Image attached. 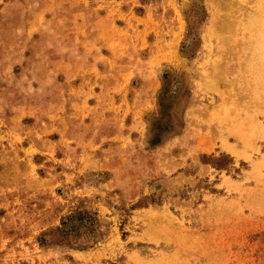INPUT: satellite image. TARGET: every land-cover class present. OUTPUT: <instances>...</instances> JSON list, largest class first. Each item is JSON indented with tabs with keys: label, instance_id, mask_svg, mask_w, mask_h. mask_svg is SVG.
<instances>
[{
	"label": "rangeland",
	"instance_id": "obj_1",
	"mask_svg": "<svg viewBox=\"0 0 264 264\" xmlns=\"http://www.w3.org/2000/svg\"><path fill=\"white\" fill-rule=\"evenodd\" d=\"M263 6L0 0V264H264Z\"/></svg>",
	"mask_w": 264,
	"mask_h": 264
},
{
	"label": "bare ground",
	"instance_id": "obj_2",
	"mask_svg": "<svg viewBox=\"0 0 264 264\" xmlns=\"http://www.w3.org/2000/svg\"><path fill=\"white\" fill-rule=\"evenodd\" d=\"M228 1V3H229V0H227ZM240 1V0H239ZM246 1V0H245ZM250 1V0H249ZM258 1V0H257ZM261 1V0H260ZM212 2V1H211ZM252 2H253V0H252ZM254 3H255V1H254ZM242 4V3H241ZM250 4V3H249ZM253 5H256V4H253ZM243 6H245V4H242V7ZM246 7H248V6H246ZM254 7V6H253ZM253 7H251L252 8V10L251 11H253ZM256 8H258L259 9V5H258V7L257 6H255ZM264 7V6H263ZM241 9V8H240ZM238 10H239V8H238ZM244 10H246V9H244ZM244 10H243V12H244ZM248 10V9H247ZM249 11H250V9H249ZM256 11V10H255ZM258 11L259 10H257V13H258ZM262 11V10H261ZM260 11V12H261ZM254 12V11H253ZM221 13V12H220ZM223 13V12H222ZM246 13V12H245ZM250 13V12H249ZM227 14V13H226ZM228 14L230 15V13L228 12ZM260 14V13H259ZM222 15V14H221ZM248 16H249V14H247ZM258 15V14H257ZM236 16H238V15H236ZM236 16H235V20H236ZM245 16H246V14H245ZM251 16V15H250ZM232 17H234V15H232ZM239 17V16H238ZM228 18L231 20V18L228 16ZM241 18V17H240ZM241 19H244L243 17L241 18ZM253 19V18H252ZM234 20V19H233ZM222 21V20H221ZM223 22V21H222ZM225 22V21H224ZM223 22V26H224V23ZM226 22H228V20L226 21ZM230 22V21H229ZM247 22V21H246ZM233 23V22H232ZM264 23V22H263ZM220 23L218 22V25H216V27H218L219 29H220V27H222L221 26V24L219 25ZM229 24H231V23H228V27H229ZM226 25V24H225ZM220 26V27H219ZM230 27H232V24L230 25ZM262 27V26H261ZM223 28H226V27H223ZM251 28H253V25L252 26H250V27H246V30H253V29H251ZM255 28V27H254ZM219 29H218V31H219ZM231 30V29H230ZM227 31H228V29H227ZM214 32V31H213ZM245 32V31H244ZM228 33H230V32H228ZM232 34H234V33H232L231 32V35H229V38L231 37V36H233ZM243 34V33H242ZM216 36V35H215ZM227 36L228 35H226V36H224L223 38H224V40H222L221 42H223V41H225L226 43L228 42V43H231V42H229V41H231V40H229V38H228V40H227ZM227 41H226V40ZM232 40H235V39H233V37H232ZM240 40V39H239ZM238 40V41H239ZM243 41H242V44H240L239 43V45H242V47H241V49L243 48V54H242V56L243 57H241V55H240V57L242 58L241 59V63H239L240 65H241V67H242V69H245L246 71H248L249 70V72H252V74H256L257 76H256V78L254 79V84L256 83V85L258 86V88H261V90L262 91H264V30H261V31H259V33H258V35H248V34H246V36H244V39H242ZM237 41V42H238ZM224 42V43H225ZM224 43H221V44H224ZM225 43V44H226ZM227 43V44H228ZM236 43V42H235ZM226 44V45H227ZM238 44V43H237ZM237 46V45H236ZM232 47H235V44L232 46ZM222 48V47H221ZM231 47H229V48H227L228 50H229V52H230V50L232 49H230ZM234 49V48H233ZM241 49H239V50H241ZM228 50L227 51H224L225 53L224 54H227L226 52H228ZM220 51H221V49H220ZM232 51V50H231ZM234 52V51H233ZM238 52V51H237ZM237 52H236V54H237ZM241 52V51H240ZM230 53H232V52H230ZM230 53H228V54H230ZM235 53V52H234ZM239 53V52H238ZM224 54H222V55H224ZM226 56V55H225ZM225 56H224V58H225ZM227 56H229V55H227ZM233 56V55H232ZM234 56H236V55H234ZM219 57V56H218ZM230 57V56H229ZM228 58V57H227ZM239 58V57H238ZM219 61V60H218ZM229 60L227 59V62H228ZM221 63H225V61L224 62H221ZM220 63V64H221ZM224 65V64H223ZM222 65V66H223ZM216 66H218V64L216 65ZM224 67H226V66H224ZM216 68V67H215ZM220 68V67H219ZM225 70V69H224ZM224 70L222 71V69H221V71L222 72H224ZM221 71H218V70H216V71H214L215 72V76L213 75V78H208V81L206 80H204L205 81V84H206V82H207V84L206 85H208V84H211L212 86L214 85L215 86V88L218 86V84H217V82L219 81H217L216 82V77H219L220 76V73H221ZM229 71H230V69H229ZM241 72H242V70H241ZM244 74V73H243ZM247 75V74H246ZM245 75V76H246ZM248 75H251V74H248ZM247 75V76H248ZM237 76H238V74H237ZM251 77H253V75H251ZM205 79L207 78V77H204ZM239 78H240V76H239ZM241 78H243L242 76H241ZM245 78H247V77H245ZM244 78V81L245 80H247V79H245ZM209 79H211V80H209ZM219 79V78H218ZM236 79H238V77L236 78ZM253 79V78H252ZM209 81H211L210 83H209ZM240 81V80H239ZM238 81V82H239ZM243 81V80H242ZM250 81V80H249ZM216 82V83H215ZM241 83V82H240ZM243 83V82H242ZM245 83V82H244ZM249 83V82H248ZM251 84H250V86L251 85H253V83H252V80H251V82H250ZM215 84H217V86L215 85ZM238 84V83H237ZM209 86V85H208ZM211 86V88H214V87H212ZM246 86H248V85H246ZM254 86V85H253ZM253 86H252V88H253ZM206 87V86H205ZM231 87H233L232 85H231ZM231 87H229V89L231 88ZM210 88V87H209ZM218 88V87H217ZM244 88V87H243ZM247 88V87H246ZM228 89V90H229ZM232 89V88H231ZM235 89V88H234ZM250 89H251V87H250ZM255 89V88H254ZM220 90V89H219ZM218 90V91H219ZM257 90V89H256ZM256 90H253L252 89V92H253V94L255 93V91ZM247 91V90H246ZM251 91V90H250ZM261 91V92H262ZM220 92V91H219ZM232 92V91H231ZM239 92V90H237V93ZM261 92H260V94H261ZM228 93V92H227ZM234 93H236L235 92V90H234ZM236 93V94H237ZM243 93V92H242ZM247 93V92H246ZM232 94V93H231ZM239 94V93H238ZM249 94V93H248ZM247 94V95H248ZM251 94V93H250ZM252 94V95H253ZM224 95V94H223ZM230 95V94H229ZM226 96V95H225ZM236 96V95H235ZM239 96V95H238ZM238 96H236V97H238ZM255 96H257L256 94H255ZM227 97V96H226ZM229 97V96H228ZM227 97V98H228ZM231 97H232V95H231ZM230 97V98H231ZM235 97V99H237ZM240 97V96H239ZM250 95L248 96V98L250 99ZM253 97H254V95H253ZM258 97H260V98H262V95L261 96H258ZM263 97H264V94H263ZM223 99V98H222ZM224 99H226V98H224ZM235 99H234V101H235ZM243 99V98H242ZM242 99L241 100H239V102H241L242 101ZM245 99V98H244ZM252 99H254V98H252L251 97V99L250 100H252ZM255 99H257V98H255ZM228 100V99H227ZM226 100V101H227ZM246 100V99H245ZM248 100V99H247ZM259 100V99H258ZM257 100V101H258ZM230 101H231V99H230ZM229 100H228V102H230ZM231 102V103H234L235 104V106H237L236 104L237 103H235V102ZM244 101V100H243ZM249 101V100H248ZM253 101V100H252ZM255 101V100H254ZM253 101V102H254ZM261 101L263 102V99L262 100H259V103L261 104ZM248 103L249 102H247V105H248ZM258 103V102H257ZM264 103V102H263ZM225 104V103H224ZM223 104V105H224ZM234 104H232V105H234ZM250 104V103H249ZM217 105V104H216ZM228 105V104H227ZM231 104H230V106H229V109L230 110H232L233 108H236L235 106H232ZM210 107H211V105H209ZM213 106V105H212ZM222 106V105H221ZM224 106H226V105H224ZM244 106V105H243ZM257 106V105H256ZM260 105L258 104V107H259ZM209 107V108H210ZM214 107V106H213ZM217 107V106H216ZM245 107L246 108H249V107H247L246 105H245ZM261 107V106H260ZM262 107H263V105H262ZM226 108V107H225ZM211 109V108H210ZM234 113V112H233ZM235 116H238V115H235ZM248 118V117H247ZM252 119H254V117L252 118ZM256 119V118H255ZM252 121V120H251ZM229 122V121H228ZM228 122H226V123H228ZM246 123V122H245ZM229 125L231 124V123H228ZM250 124H251V122H250ZM252 125H254V124H251V126ZM259 125H260V122H259ZM234 126H236L237 127V125H234ZM257 126V125H256ZM260 127V126H259ZM243 128V127H242ZM241 128V129H242ZM244 129V128H243ZM242 129V130H243ZM247 129V133H248V128H246ZM252 131H254V130H252ZM256 132H258L257 130H255ZM230 133H231V131H229ZM260 132V131H259ZM250 134V133H249ZM232 135V134H231ZM251 136H253V135H251ZM224 144V143H223ZM239 152V151H238ZM242 152V151H241ZM238 154V153H237ZM243 154V153H242ZM238 155H240V152H239V154ZM255 167V166H254ZM224 208V207H223ZM210 209V208H209ZM208 211V210H207ZM207 211H206V213H207ZM165 211H163V213H164ZM167 212V211H166ZM153 213H155V212H153ZM206 213H205V215H206ZM168 215V214H167ZM160 216H162L163 217V215H160ZM165 216V215H164ZM152 217H154V215H152ZM157 218H158V216H157ZM156 218V219H157ZM164 218V217H163ZM158 219H160V218H158ZM164 219H166V218H164ZM163 219V220H164ZM168 219V218H167ZM162 221V220H161ZM150 222H151V220H150ZM153 223V222H152ZM151 223V224H152ZM160 224V223H159ZM162 224H164V223H162ZM154 225V224H153ZM162 227H164V226H162ZM151 228V227H150ZM153 228V227H152ZM158 228V227H157ZM154 229V228H153ZM156 229V228H155ZM154 229V230H155ZM149 230H152V229H149ZM158 230V229H157ZM165 230V229H164ZM161 231V230H160ZM158 232V231H157ZM169 232H171V231H169ZM162 233V231L159 233V234H161ZM166 233H168L167 231H166ZM169 234V233H168ZM173 235H174V231H173ZM185 235V234H184ZM165 236V235H164ZM175 236V235H174ZM177 238V237H176ZM179 238V237H178ZM177 238V239H178ZM187 238V237H186ZM180 240V239H179ZM187 240V239H186ZM184 241V240H183ZM181 242V241H180ZM186 242V241H185ZM176 255V254H175ZM174 255V256H175ZM173 256V255H172ZM149 262V261H148ZM147 262V263H148ZM164 262V261H163ZM140 263H141V261H140ZM138 264V263H137ZM143 264V263H142ZM149 264V263H148ZM162 264H164V263H162ZM169 264V263H168Z\"/></svg>",
	"mask_w": 264,
	"mask_h": 264
}]
</instances>
